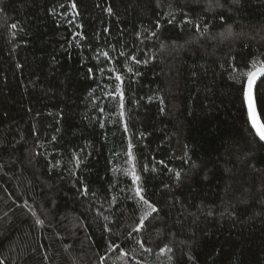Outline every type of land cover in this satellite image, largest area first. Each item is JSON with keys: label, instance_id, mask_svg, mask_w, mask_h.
<instances>
[{"label": "trees", "instance_id": "16d2710c", "mask_svg": "<svg viewBox=\"0 0 264 264\" xmlns=\"http://www.w3.org/2000/svg\"><path fill=\"white\" fill-rule=\"evenodd\" d=\"M74 2L0 0V262L264 264V0Z\"/></svg>", "mask_w": 264, "mask_h": 264}, {"label": "snow or ice", "instance_id": "6c2138e0", "mask_svg": "<svg viewBox=\"0 0 264 264\" xmlns=\"http://www.w3.org/2000/svg\"><path fill=\"white\" fill-rule=\"evenodd\" d=\"M241 2V0H232L233 4L239 5ZM72 9H76V3L73 0V3L71 4ZM107 11L109 13L112 12L111 8H108ZM221 19H223V17H221ZM188 23H191V21H187ZM169 23H171V21H169ZM13 28L16 27V25H12ZM157 27H159V24H157ZM197 30H199V25H196ZM205 30H207L205 28ZM107 31V29H106ZM153 35H155V33H153ZM229 35H231V29H229ZM103 55L106 58L108 57V53H103ZM123 55V54H122ZM133 60H135V57H132ZM233 59H235V57H233ZM137 63H140V61H136ZM147 61H145L146 63ZM260 65V67L258 68L257 65ZM250 66H251V70L249 71H244L243 69H238L235 65L233 66V72L237 73V76H246L247 77V81H246V85L244 86L243 89V95H244V101L247 104V117H248V121L250 122V126L251 128L254 130L255 134L258 136V138L261 141H264V123L261 122V116L264 115V91H261L259 87L256 88L255 90V95H254V85H256L257 80L260 81V84H264V60H260L259 57H257L256 59H253L250 62ZM92 70L89 69V72H91ZM111 71H116L115 69H112ZM115 80L116 81H121L122 83V77L117 74L115 75ZM237 82L239 83L240 80L237 79ZM115 94H119L120 96V100H121V107H123V92L121 90L120 84H117L116 88L114 89V92L109 93V95H115ZM163 110V109H162ZM121 115H123V113H121ZM125 131H127V128H125ZM131 144L129 145V148L131 149ZM129 156H131V152L129 151ZM145 171H147V168L144 169ZM140 177L135 175V173L133 172V181H137L139 180ZM84 191L86 192L87 189L85 187ZM142 189L141 188H137L136 189V196L139 197V200L144 204L147 205L148 209L150 210V212L154 213L157 212L158 209L156 208V206L152 203L149 202L148 199H146L141 193H142ZM149 213L146 212L144 214V216L141 217L139 223L132 229L133 232H139L142 230L143 226H144V222L145 220L148 218ZM38 224H42L43 221L37 220ZM105 230L108 232H111V229L108 228L107 226H105ZM129 236H131V233H129ZM138 243H140L138 241ZM107 249L109 251L112 250H116L119 249L120 246L115 244L112 241H109L108 244L106 245ZM141 247H143V244L141 243ZM150 251V250H149ZM161 251L163 252L164 249H161ZM122 252V255H127L126 252ZM100 261L101 264H103L104 261V257H100ZM0 264H2V262H0Z\"/></svg>", "mask_w": 264, "mask_h": 264}, {"label": "water", "instance_id": "95a60500", "mask_svg": "<svg viewBox=\"0 0 264 264\" xmlns=\"http://www.w3.org/2000/svg\"><path fill=\"white\" fill-rule=\"evenodd\" d=\"M258 82H259V80H257L256 85H254V95H255V88H256ZM263 142H264V141H263Z\"/></svg>", "mask_w": 264, "mask_h": 264}]
</instances>
